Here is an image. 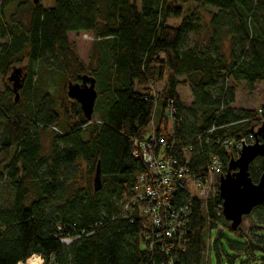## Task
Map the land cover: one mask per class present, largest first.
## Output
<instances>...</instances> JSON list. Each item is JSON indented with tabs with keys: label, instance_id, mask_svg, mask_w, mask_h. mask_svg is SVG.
I'll return each instance as SVG.
<instances>
[{
	"label": "trees",
	"instance_id": "16d2710c",
	"mask_svg": "<svg viewBox=\"0 0 264 264\" xmlns=\"http://www.w3.org/2000/svg\"><path fill=\"white\" fill-rule=\"evenodd\" d=\"M190 3L196 4L193 10ZM29 5L30 0H0V169L12 191L0 202V264H25L34 254L43 264H166L169 259L205 264L211 247L222 250L219 238L210 241L211 229L229 224L218 192L206 203L194 199L190 204L185 252L150 253L143 246L142 222L122 216L138 177L148 172L131 152L155 110L156 125L165 123L164 110L172 100L175 138L191 148L199 164L209 153L219 154L221 171H227L234 153L214 137L254 135L264 122V91L257 110L233 106L241 84L249 92L256 83L264 85V0H140V7L131 0H53L50 7L33 4L22 19L19 14ZM179 18L178 24H168ZM70 32L93 37L89 62L98 95L97 118L92 114L91 121L66 95L67 83L78 82L85 71L68 40ZM190 33L199 36L192 46ZM21 65L25 80L15 100L5 79ZM76 65L81 75L65 78ZM45 73L58 76V95L47 89ZM159 81L165 83L154 94L148 85ZM184 84L193 98L187 109L177 93ZM49 131L45 151L42 137ZM209 135L208 143L194 141ZM79 162L86 169L84 184L77 186L70 172ZM98 163L101 187L95 190ZM263 171L264 154L250 164L251 179L257 182ZM246 218L261 226L248 235L237 228L243 241L231 246L247 258L240 264L255 262L257 252L264 251V202ZM62 237L77 238L66 245Z\"/></svg>",
	"mask_w": 264,
	"mask_h": 264
},
{
	"label": "built area",
	"instance_id": "2783aa9c",
	"mask_svg": "<svg viewBox=\"0 0 264 264\" xmlns=\"http://www.w3.org/2000/svg\"><path fill=\"white\" fill-rule=\"evenodd\" d=\"M176 117V103L170 100L164 110L165 124L168 123L169 130L162 133L163 137L159 138V134L155 135L154 132L149 139H134L135 146L131 153L142 160L148 172L138 177L133 194L123 203L122 209V216L134 215L131 222L135 218L142 222L141 238L145 249L150 253L158 251L162 255L186 251L189 241L187 234L192 230L190 204L194 199L206 203L215 196L219 176L223 174L219 154L209 153L199 164L197 158L192 156L191 148L185 147L175 138L178 130ZM209 138L210 135L203 139L198 136L194 141L200 143L206 140L208 143ZM214 140L217 144L222 143L236 158L243 145L255 141V135L237 139L215 136ZM76 238L62 237L60 242L69 245ZM36 256L39 264H43L42 257ZM166 264H173V261L169 259ZM205 264H209L208 251L205 253Z\"/></svg>",
	"mask_w": 264,
	"mask_h": 264
},
{
	"label": "rangeland",
	"instance_id": "374dc122",
	"mask_svg": "<svg viewBox=\"0 0 264 264\" xmlns=\"http://www.w3.org/2000/svg\"><path fill=\"white\" fill-rule=\"evenodd\" d=\"M134 1L138 7H140V0H131ZM40 4L44 7H50L53 5V0H39ZM33 6L32 0H30V5L27 6V8L24 11H21L19 16L22 19H25L28 17L30 13V9ZM189 7L191 10H193L196 7L195 3H190ZM202 18H207L206 12L203 9H199ZM206 10H210L211 12H215L216 10L210 7H206ZM180 21L179 19H169L168 24L171 25H176ZM68 40L69 42L73 45L75 52L82 63V66L85 67V71L83 72L84 74H89L92 76V70L91 68L94 67V64H90L89 60V52H90V47L93 41V37L91 33L89 32H70L68 33ZM199 36L195 33H190L189 38H188V46L194 45L196 42H198ZM3 39L0 37V44L2 43ZM229 42L225 41L224 44L222 45V51H228L229 49ZM23 66V65H21ZM72 71L69 73H66L65 78L70 79L74 76H80L81 71L78 65L76 67H72ZM34 81H39L38 77L34 76L33 78ZM46 85L47 89L55 95H58L60 92V80L58 76L56 75H49L47 73L44 74V77L42 79ZM4 79L3 77L0 76V89L2 88ZM5 83L11 87V83L8 79H5ZM164 81H159L156 85L153 83L149 84L148 87L151 88L153 85V90L154 94L157 93L159 94L162 90V87L164 85ZM97 87V86H96ZM137 91H140L138 87H135ZM264 91V85L261 83H256L254 84V88L252 91H246L243 87L242 84L240 88L237 89L236 95H235V101L233 106L236 108H241V109H251V110H257L260 105L262 104V92ZM177 93L179 96V102L180 105L184 108L187 109L192 102V94H191V87L188 84L180 85L177 87ZM158 107V105H157ZM158 109V108H157ZM156 111V110H155ZM152 116V119L150 123L148 124L146 128V133L144 135V140L149 139V136L152 135V133L155 132V135H158L159 138L162 136V133L168 129V123H164L163 125L159 126L156 125L157 121V111ZM97 118V113H93V119ZM165 119V118H164ZM258 128L255 127L254 130ZM169 130V129H168ZM161 131V132H160ZM163 137V136H162ZM52 138V133L49 131L46 133L42 139H43V146L44 150L48 151L50 141ZM139 139V140H143ZM160 146V143H159ZM0 162V166H1ZM85 169H86V164L84 162H79L76 167L73 168V170L70 172L71 175H73L72 180L76 181L77 186L83 185L84 184V175H85ZM1 170V169H0ZM3 173L2 178L0 179V202L4 199H9L11 198L12 191L9 188L8 184V179L5 176V170H1ZM212 189V188H211ZM210 189V190H211ZM229 224H225L223 222L220 223V229L212 228L210 231V236L209 239L211 242L215 241L217 238L220 239V243L222 244V250L216 251L211 247L209 249V264H240L243 261H246V256L245 255H239L238 252L231 246L232 242L238 241L242 242L243 238L239 236L237 231H231L229 229ZM258 226H261L260 223L256 219L252 218H246L245 221L243 220L242 223L240 224V229L243 234H250L252 233L253 229H256ZM64 244V243H63ZM257 260L255 261L257 264H263L264 263V251H258L256 254ZM254 261L251 262V264H255Z\"/></svg>",
	"mask_w": 264,
	"mask_h": 264
},
{
	"label": "water",
	"instance_id": "95a60500",
	"mask_svg": "<svg viewBox=\"0 0 264 264\" xmlns=\"http://www.w3.org/2000/svg\"><path fill=\"white\" fill-rule=\"evenodd\" d=\"M38 4L39 0H32ZM7 79L11 82V89L15 100L19 98V89L23 83L22 67H13ZM81 82L69 81L66 85V95L79 103L81 112L87 121H91L95 101L98 95L95 77L89 74L80 76ZM255 141L243 145L239 156L231 159L227 171L219 176L218 194L222 200V214L229 223V229L236 231L245 215L250 214L256 206L264 202V171L254 182L249 174V166L256 157L264 154V122L254 130ZM94 189L101 187L100 167L97 164L93 179ZM24 264V263H18Z\"/></svg>",
	"mask_w": 264,
	"mask_h": 264
},
{
	"label": "bare ground",
	"instance_id": "6f19581e",
	"mask_svg": "<svg viewBox=\"0 0 264 264\" xmlns=\"http://www.w3.org/2000/svg\"><path fill=\"white\" fill-rule=\"evenodd\" d=\"M40 261L36 255H32L30 258L27 259L25 264H39Z\"/></svg>",
	"mask_w": 264,
	"mask_h": 264
},
{
	"label": "flooded vegetation",
	"instance_id": "af4514ba",
	"mask_svg": "<svg viewBox=\"0 0 264 264\" xmlns=\"http://www.w3.org/2000/svg\"><path fill=\"white\" fill-rule=\"evenodd\" d=\"M22 67V73H23V82L25 80V66H21ZM81 82V79L78 81ZM11 83V82H10ZM23 84V83H22Z\"/></svg>",
	"mask_w": 264,
	"mask_h": 264
}]
</instances>
